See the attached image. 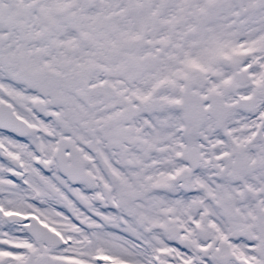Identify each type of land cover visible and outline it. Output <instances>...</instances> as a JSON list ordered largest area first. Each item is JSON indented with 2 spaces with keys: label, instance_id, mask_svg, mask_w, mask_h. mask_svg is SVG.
I'll list each match as a JSON object with an SVG mask.
<instances>
[{
  "label": "snow or ice",
  "instance_id": "snow-or-ice-1",
  "mask_svg": "<svg viewBox=\"0 0 264 264\" xmlns=\"http://www.w3.org/2000/svg\"><path fill=\"white\" fill-rule=\"evenodd\" d=\"M0 264H264V0H0Z\"/></svg>",
  "mask_w": 264,
  "mask_h": 264
}]
</instances>
